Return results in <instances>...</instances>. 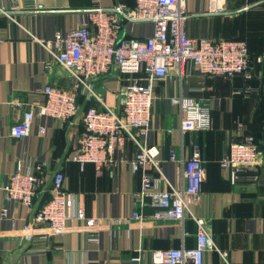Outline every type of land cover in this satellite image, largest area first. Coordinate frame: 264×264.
<instances>
[{
    "label": "crops",
    "instance_id": "1",
    "mask_svg": "<svg viewBox=\"0 0 264 264\" xmlns=\"http://www.w3.org/2000/svg\"><path fill=\"white\" fill-rule=\"evenodd\" d=\"M117 3L131 7L134 0L98 1L103 6ZM36 4L42 8L34 9ZM94 4L96 0H0V9L6 11H0V264H153L154 250L196 245L195 219L203 220L215 245L203 254L202 264H264V68L255 69L250 86H244L240 77L203 76L188 64L182 76L172 70L167 78L154 83L155 99L145 140L158 146L165 178L173 187L182 186L180 161L190 157L193 142L200 146L203 158L202 188L189 202L194 218L186 215L181 222L131 218L136 206L144 214L153 211L147 199L144 205H137L132 196L139 188L140 173L131 172L121 161L134 157L137 149L131 141L116 151L119 162L115 167L97 171L92 163H86L81 170L70 159L83 130L81 113L63 124L35 118L27 137L10 136V126L25 109L14 105L15 100L40 103L45 85L70 84L69 72L54 60L44 42L57 31L77 27L83 10ZM185 6L189 37L244 39L252 52H264V0H185ZM214 6L226 13H217ZM122 27L127 37H145L153 29L149 22L124 21ZM126 81V76L111 71L93 87L107 105L118 110L117 89ZM179 95L210 107L211 129L181 135L178 106L169 101ZM40 126L45 127L43 134ZM248 133L256 134L260 144L256 171L248 170L234 180L221 169L220 159L232 142ZM171 150L177 164L168 160ZM19 161L24 173L35 172V165L44 164L45 186L30 208L4 199L2 187ZM57 170L64 174L63 188L97 224L87 229L73 220L62 232L46 235L37 229L22 237V227L50 195V182ZM90 235L97 241H89Z\"/></svg>",
    "mask_w": 264,
    "mask_h": 264
},
{
    "label": "built area",
    "instance_id": "2",
    "mask_svg": "<svg viewBox=\"0 0 264 264\" xmlns=\"http://www.w3.org/2000/svg\"><path fill=\"white\" fill-rule=\"evenodd\" d=\"M98 1L83 10V18L77 27L64 33L57 31L52 39L44 42L54 60L69 72L70 84L66 87L45 85L44 99L40 103L15 100L14 105L25 106V109L20 119L10 126L9 134L16 139L25 138L35 118L46 117L63 124L81 113L83 130L70 156L81 170L86 163H92L97 171L107 166L115 167L119 162L115 158L116 151L127 141L136 146L134 157L121 161L128 164L131 172L140 173L139 188L132 193L137 205H144L147 199L153 211L144 214L136 206L131 213L132 219L181 222L186 215L194 218L189 202L199 195L205 177L201 149L198 143H192L190 157L180 161L182 186L170 185L160 169L158 146L145 140L152 118L154 83L167 78L172 70L182 76L186 64L193 65L207 77L242 74L249 78L247 42L243 39L189 37L185 0H134L131 7L122 3L103 6ZM39 8H42L39 4L34 7ZM213 9L217 13H226L219 6ZM124 21L149 22L153 29L145 37H127L122 27ZM262 59L264 56L258 57V61ZM111 71L127 77L117 89L118 110L107 105L93 87L97 79ZM79 96L94 103L81 110ZM169 101L178 106L181 135L211 129L208 105L181 95L172 96ZM39 131L43 134L45 127L40 126ZM259 153L254 138L246 135L229 145L227 153L220 159V167L237 180L248 170L256 171ZM168 160L178 162L172 150ZM43 167V163L37 164L35 172L24 173L19 161L2 187L5 201L30 208L45 186ZM63 180L62 171L53 173L50 198L35 210L32 220L24 224L22 237L27 238L37 229L44 230L46 235L62 232L73 220L82 222L87 229L97 224V219L87 216L75 196L63 188ZM195 220L198 226L196 245L154 250L151 252L153 264H202L203 254L215 245L203 220ZM87 239L97 241L94 235Z\"/></svg>",
    "mask_w": 264,
    "mask_h": 264
},
{
    "label": "trees",
    "instance_id": "3",
    "mask_svg": "<svg viewBox=\"0 0 264 264\" xmlns=\"http://www.w3.org/2000/svg\"><path fill=\"white\" fill-rule=\"evenodd\" d=\"M244 40V39H243ZM246 41V40H245ZM247 42V41H246ZM247 45H248V42H247ZM248 49H249V65H248V70H249V73H250V77L249 78H246L244 75L242 74H236V75H233V76H221V77H224V78H235V77H240L244 82V86H247L249 85L250 86V83H254V75H255V69L260 66L262 68H264V59H262L261 61H258V57L259 56H264V52H260V53H255V52H252L249 48V45H248ZM217 76H220V75H215V76H208L210 78L212 77H217ZM249 83V84H248ZM243 86V87H244ZM78 103L79 105L81 106V110H85L90 104H92L91 101H84V97L83 96H79L78 97ZM245 135H251L253 138H254V141L255 143L257 144V147L258 149L260 150V144H259V141H258V138L256 136V134H245ZM241 139L239 140H236V141H240ZM50 198V195H48L45 199H49ZM41 205L43 204L40 203ZM40 205V206H41Z\"/></svg>",
    "mask_w": 264,
    "mask_h": 264
}]
</instances>
